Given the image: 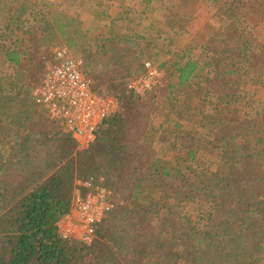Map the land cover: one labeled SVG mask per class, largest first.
Returning <instances> with one entry per match:
<instances>
[{"label":"trees","instance_id":"1","mask_svg":"<svg viewBox=\"0 0 264 264\" xmlns=\"http://www.w3.org/2000/svg\"><path fill=\"white\" fill-rule=\"evenodd\" d=\"M26 2L13 10L8 9V0H0V17L10 22V36L26 28L35 32L22 53L13 49L0 53V264H259L264 260V243L256 240L264 234V124L240 119L239 110L229 109L237 102L241 107L247 98L242 88L264 76V44L237 30L238 11L234 15L219 11L220 23L226 24L212 37L213 45L202 62L203 85L195 92L198 65L172 56L160 38L147 39L128 28L104 38L78 28L69 30L59 17L35 29L24 19L29 10ZM255 2L264 8V0ZM51 44L67 45L82 60L93 91L119 102L118 112L96 130L85 150L78 149L56 122L44 123V109L18 94L23 87L38 84L41 58ZM149 52L162 58L166 84L158 94L140 99L128 83L142 73L141 61ZM4 79L9 90L1 86ZM180 93L189 102L215 96L212 113L204 120L210 143L221 154L216 171L194 163L193 147L199 138L193 135L184 138L186 157L171 169L160 163L153 144L146 142L157 140L150 101L176 100ZM81 178H103L107 189L125 197L98 226L89 246L63 240L56 229L72 204L74 182ZM186 203L202 206L197 220L183 212ZM151 217L166 221L168 243L161 240Z\"/></svg>","mask_w":264,"mask_h":264},{"label":"built area","instance_id":"2","mask_svg":"<svg viewBox=\"0 0 264 264\" xmlns=\"http://www.w3.org/2000/svg\"><path fill=\"white\" fill-rule=\"evenodd\" d=\"M161 63L154 54L142 58V73L128 83L133 95L144 99L165 87L160 74ZM32 100L46 112L44 123L56 122L63 132L70 134L80 150L89 147L96 130L119 110L116 97L93 91L82 60L74 57L64 45L55 46L42 56ZM124 201L122 194L114 195L105 187L103 178L76 179L70 209L56 223L59 237L89 246L98 226Z\"/></svg>","mask_w":264,"mask_h":264},{"label":"crops","instance_id":"3","mask_svg":"<svg viewBox=\"0 0 264 264\" xmlns=\"http://www.w3.org/2000/svg\"><path fill=\"white\" fill-rule=\"evenodd\" d=\"M203 1L207 3V0L162 1V7L159 8L157 12L160 15L159 19H164L163 25L165 28L161 31H167L168 35L175 40L174 49H170V51H172L171 55L183 59L187 58L198 65V69L195 72L197 81L193 87L195 92L203 84L201 80L204 69L202 62L210 50L208 49L205 52L206 46L204 41H206V45L208 46L213 45V43L207 44L210 38L205 37L204 34L208 32L211 36L213 31L218 30L221 25L220 23V25H217L213 21L214 13L211 14V12H209V14L203 16L202 12L205 14L208 11V8H205L206 4ZM11 2L15 4L11 6ZM23 2H26L29 9L24 19L33 23L35 26H32L33 24H31V27H35V29L38 28V26H41L46 22L49 23L52 19L59 17L66 27L72 22L71 25H74V27L80 28L88 34L101 35L104 38L116 37L118 31L125 28L135 30L138 34L145 36L147 39H151L152 37L153 29L151 28H153L154 25L153 18H149L148 28L144 26L143 22L140 23L135 21L139 16L143 17L147 12L148 4L145 0H35L33 2H31V0H8V9L14 8L13 10H15L19 8ZM200 2H202V5L199 9ZM205 17L207 18L206 20ZM199 19H201V21H199ZM0 20H5L6 26L10 23L8 19L4 17H0ZM205 22L206 28H204ZM159 24L160 22H158V25ZM200 24L201 26H199ZM210 26L214 29H211ZM169 30H172L173 34L170 33ZM5 36H8L9 41H12V43L5 41L8 43L6 44L5 49H13L22 53L26 47V43L34 38L35 32L26 28L24 30H18L16 35ZM188 37H190V39ZM193 41H195L196 44H194ZM200 100L193 101L190 106H188V104H183L179 113H174L177 117L178 114H181L182 118L178 117L177 119H174L172 116L169 117L171 112H169V114H163V122L158 124L155 132L157 134V139H159L160 142L158 147L160 150L163 147V156L169 158L164 159L163 161L161 155L157 157L164 167L171 169L179 165L181 163L178 162L181 152H185V150L186 157L187 149H184L186 144L183 147L181 145L184 144V138H186L187 134L199 138L200 134L197 127L200 122L198 123V120H196L194 125L190 124L192 118L190 116L194 113L203 112V108H198L201 107ZM171 117L172 127H179L178 130H172L170 128ZM184 121H189V124L186 125ZM203 137H206V135L204 134L194 143L193 149L197 153L196 158L200 151L204 150V147L202 148V144L200 143ZM175 147H179L180 150H176ZM177 152L179 154H177ZM219 160H221V158H219Z\"/></svg>","mask_w":264,"mask_h":264},{"label":"rangeland","instance_id":"4","mask_svg":"<svg viewBox=\"0 0 264 264\" xmlns=\"http://www.w3.org/2000/svg\"><path fill=\"white\" fill-rule=\"evenodd\" d=\"M33 1H35V0H31V2H33ZM162 1H167V0H151L150 2H147V4H148L147 5V12L144 14L141 22H143L144 26L146 28H148L149 27L148 20H149V18H153L154 19V25H153V28H151V29H153V33L151 35L152 36L151 40L160 38V40L163 42L164 48L166 50L168 49L170 51V49H174V47H175V44H174L175 40H173L172 37L168 35L167 31H161L162 29L165 28V26L163 25L164 19H159L160 15L157 13L159 8L162 7V4H161ZM217 1L218 0H207V3L205 1H203L206 4L205 8L206 9L208 8L207 9L208 11L205 14H204V12H202L203 16L209 14V12H211V14L214 13L213 21L218 25L221 21L220 17H219V11L220 10L224 9L225 11H227L229 13V15H232V14L234 15L235 12L238 11V16L235 17L236 18L235 22L237 21V30L240 31L241 33H242V30H244V32L248 33V35H250V37H253L259 43L264 44V8L261 4L255 2V0H221L220 3H218ZM31 2H30V4H31ZM14 4L15 3L11 2V6ZM201 5H202V2L199 3V9H200ZM226 9H228V10H226ZM32 19H35V18H32ZM206 19L207 18L205 17V20ZM66 21H69V20H66ZM199 21H201V19H199ZM158 22H160L159 25H158ZM5 24H6L5 20H0V53L3 51H6L5 47H6V44H8V43L5 41L12 43V41H9L8 36H5V35H9V32L7 31V26L9 24L7 26ZM31 24H33V23L28 22V25L31 26ZM71 24H72V22H71ZM71 24H69L67 27L69 30L70 29H77V27H74V25H71ZM202 24H204V23H202ZM224 24H226V23H224ZM224 24L222 23L219 26L218 31L214 30L213 33L211 34V36L209 35L208 32H206V33L204 32L205 37L210 38L209 42H207V44L212 43L211 40H212V37L214 36V33H219L221 31V29L223 28ZM32 26H35V25L33 24ZM199 26H201V24ZM204 28H206V22L204 24ZM210 28L214 29L211 26H210ZM78 29H80V28H78ZM155 29H156V31H155ZM80 30H82V29H80ZM138 31H140V30H138ZM169 31H170V33H172V30H169ZM11 36H13V35H11ZM188 38L190 39V37H188ZM201 39H202V37H201ZM193 43L196 44L195 41H193ZM204 44L206 46L205 52H206V50L211 49L212 46L206 45V41H204ZM55 46H58V44H51V46L48 48V50L50 51V49H52ZM64 46H67V45H64ZM69 50L71 51L70 48H69ZM170 52H172V51H170ZM71 53H72V51H71ZM148 54L157 55L162 62V58L158 54L152 53V52H149ZM203 68H204V66H203ZM6 71H7V68H6ZM6 71H5V69H3L2 74L5 75ZM203 73H204V69H203ZM12 74H13V72L10 71L9 75H12ZM39 74H40V72H39ZM160 74L162 75L161 70H160ZM1 82H2L1 86L4 90H9L11 88V86L8 84V80L4 79ZM248 82H249V80H248ZM202 83H203V81H202ZM7 84H8V86H7ZM33 88L34 87H26L25 86V87H23L22 90H20V92L18 94H25L24 98H26L28 102H32L34 104V102L32 100ZM242 90L246 94V97H247L245 99L246 102L243 103L244 106L241 105V107H240L238 105L239 102H237L236 104L231 106L229 109L233 113H236L239 110L240 112L239 113L237 112V113H238V116L240 119L245 118V119H249V120H258L261 124H264V76L262 78L256 80V82H253V81L249 82V84L246 87L242 88ZM157 92H155V93H157ZM155 93H153V94L150 93V94L155 95ZM182 94L183 93L178 94V96L176 97V100H172V101H170V100L165 101V99L163 100L162 98H160L159 101H150L151 123L153 124V125L151 124V126L153 129H156L158 124H160V122H163V117H159V115L161 113L163 116L164 113L169 114V112H171V116L174 117V119H177L178 117H177V115H174V113H179V110L183 104H188V106H190V104L193 101H196V100H193V101L189 102V100L186 98V96L182 95ZM4 96H10V94H6ZM24 98L21 99L22 103L20 105H18L20 108L17 110H19L20 112H22V110L24 108L22 106L23 101L25 100ZM214 99H215V96L210 95L207 100H203V101L200 100V106L201 107H198V108H203V112L202 113H194L192 116H190V115L189 116L192 117L190 124L194 125V122L196 120H198V123L200 122L198 127H197L198 128L197 130L200 134L199 138L202 137L204 134L206 135V137H205L206 139H204V137H203V139L200 141V143L202 144V148L204 147V150L200 151V153L198 154V157L195 158L194 163L197 164L198 167L201 169H204V170L209 169V170L216 171L218 169V167L220 166V163H221V160H219V158H221V154H220V151L217 150L215 147H213V145L210 143L211 142L210 140L212 138H210L207 135V125H206V122L204 120V115L212 113L210 111V109H211L212 103L214 102ZM158 102L163 103L162 104L163 107H160ZM164 102H165V105H164ZM172 117L170 119V123H171ZM184 122L186 125L189 124V121H184ZM169 126L172 130H178L177 127H174V126L172 127V123ZM155 138L157 139L156 136H155ZM149 141L153 144L152 147L154 148V151L157 153V157L161 155V159H163V161H164V159H169V158L163 156V154H162V148L163 147L161 148V150L158 147V144L160 143L159 139H157L156 141L155 140L152 141V139L146 140V142H149ZM177 145H179V144H177ZM184 145H185V142L181 146L183 147ZM175 149L180 150L179 147H175ZM185 152H186V150H185ZM185 152H181V156H180L181 158H184ZM263 197H264V195H263ZM201 207L202 206L200 205V203H195V204L186 203L182 206V210L186 214V216L190 217L192 220H197L203 212ZM150 222L161 233V240L165 243H168L169 227L166 224V221L163 219V217L162 218L151 217ZM256 240L260 243H264V234L257 236ZM226 250L227 249H224L222 252L226 253ZM172 264H174V263H172ZM178 264H182V263H178ZM259 264H264V260L260 261Z\"/></svg>","mask_w":264,"mask_h":264}]
</instances>
